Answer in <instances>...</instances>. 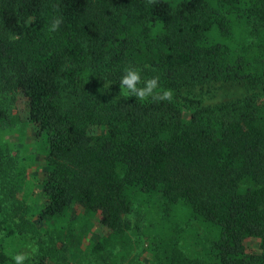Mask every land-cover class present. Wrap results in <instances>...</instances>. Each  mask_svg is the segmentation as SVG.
<instances>
[{
	"label": "trees",
	"instance_id": "trees-1",
	"mask_svg": "<svg viewBox=\"0 0 264 264\" xmlns=\"http://www.w3.org/2000/svg\"><path fill=\"white\" fill-rule=\"evenodd\" d=\"M128 67L172 100L128 96ZM216 83L246 91H189ZM2 91L26 97L46 145L31 220L2 194L23 170L0 143V235L45 244L24 264H125L134 234L145 264H264V0H0ZM7 118L0 100V129ZM95 216L107 232L93 239Z\"/></svg>",
	"mask_w": 264,
	"mask_h": 264
},
{
	"label": "rangeland",
	"instance_id": "rangeland-1",
	"mask_svg": "<svg viewBox=\"0 0 264 264\" xmlns=\"http://www.w3.org/2000/svg\"><path fill=\"white\" fill-rule=\"evenodd\" d=\"M189 91L202 99L205 103H214L240 96L246 89L244 83H216L214 85L204 86L203 88L196 87ZM0 100L8 116L0 129V143H9L11 154L16 161V169L23 170L21 180H17V182L15 170L13 178L10 174L6 176L8 182H6V184L4 183L5 187L2 190V194H13V199L10 203H15V205L19 207V211L27 209L29 218L33 220L36 218L38 210L44 201L42 180L45 169L44 156L46 153V145L44 138L36 135L35 125L28 120V102L20 91H2L0 93ZM11 172L13 173V171ZM19 204L21 206H19ZM78 211H82V209L80 206L75 205L70 212L77 213ZM97 217L98 216H95L93 218V233L91 235L93 239L107 232V228L98 222ZM128 217L133 221V225L137 223V215L134 216V214H130ZM37 227L40 229V226ZM38 234L45 239L46 243L47 238L45 235L43 236L42 232ZM133 236V238L139 239V244L138 242L136 245L134 244L126 259H129V261L133 259V264H145L148 257L144 248L147 239L145 235H139V238H137L135 234ZM38 239L39 237L37 238L31 232L26 234H15L13 237H5L3 232L0 235V242L8 245V247H5L7 251L13 256L19 253H27L28 259H35L41 251L40 245H45L44 242H40ZM88 240L89 237L83 241L81 247L82 251L78 252V255L73 259L87 258L85 244ZM256 245V242H254L250 247L255 248ZM33 248L36 249L35 253L32 251ZM129 261L125 262V264H130ZM72 264L76 263L73 262Z\"/></svg>",
	"mask_w": 264,
	"mask_h": 264
},
{
	"label": "clouds",
	"instance_id": "clouds-1",
	"mask_svg": "<svg viewBox=\"0 0 264 264\" xmlns=\"http://www.w3.org/2000/svg\"><path fill=\"white\" fill-rule=\"evenodd\" d=\"M155 0H149V3H154ZM62 23L61 18L53 20L49 31L58 30ZM158 77H153L146 81H143V87H138L142 83L140 71L131 67L125 68L124 75L120 79L121 90H126L128 96H135L138 100H148L149 97L153 101H171L173 93L171 90H164L162 93L155 91L158 88ZM33 253L36 249L33 248ZM14 264H24V261L28 259L27 253H19L13 256Z\"/></svg>",
	"mask_w": 264,
	"mask_h": 264
}]
</instances>
